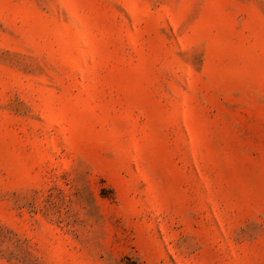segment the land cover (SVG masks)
<instances>
[{"label":"rangeland","instance_id":"rangeland-1","mask_svg":"<svg viewBox=\"0 0 264 264\" xmlns=\"http://www.w3.org/2000/svg\"><path fill=\"white\" fill-rule=\"evenodd\" d=\"M0 264H264V0H0Z\"/></svg>","mask_w":264,"mask_h":264}]
</instances>
